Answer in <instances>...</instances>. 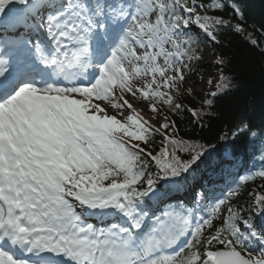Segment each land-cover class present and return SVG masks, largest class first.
I'll return each instance as SVG.
<instances>
[{"label":"snow or ice","instance_id":"6c2138e0","mask_svg":"<svg viewBox=\"0 0 264 264\" xmlns=\"http://www.w3.org/2000/svg\"><path fill=\"white\" fill-rule=\"evenodd\" d=\"M226 32L264 56L237 0H0V264H264V122L196 135Z\"/></svg>","mask_w":264,"mask_h":264},{"label":"trees","instance_id":"16d2710c","mask_svg":"<svg viewBox=\"0 0 264 264\" xmlns=\"http://www.w3.org/2000/svg\"><path fill=\"white\" fill-rule=\"evenodd\" d=\"M237 2L244 13L247 31L253 32L254 28L260 29L264 23V0H237ZM231 11L229 8L218 14L228 18ZM249 25L253 27H249ZM220 40L222 47L211 44L204 47L203 55L208 49L211 52L215 50L229 58L230 63L226 65L228 70L226 74L234 79L232 80V89L215 101L216 107L213 111L216 118L206 122L207 126L203 131L197 130L196 132L197 136L203 137L202 142H206L208 145H215L220 136L232 129L238 120L247 121L253 126L264 122V56L258 50L250 48L239 35L232 32H226L220 37ZM193 68L195 71L192 73L199 77L209 78L210 75L218 71V67L211 63L201 68L199 63L194 62ZM199 102L192 97L184 99V103L189 106L199 104ZM187 127V122L181 125L182 130H186ZM229 138H231L230 132ZM239 139L244 141V137ZM241 147L243 148V144ZM244 151L243 165L251 167L255 164L257 168H260V154L258 153L253 158L246 149ZM262 184H264V180L256 178L253 181L245 182L243 190L251 188L254 192H260ZM250 199V196L239 195L238 200H235L234 203H244Z\"/></svg>","mask_w":264,"mask_h":264},{"label":"rangeland","instance_id":"374dc122","mask_svg":"<svg viewBox=\"0 0 264 264\" xmlns=\"http://www.w3.org/2000/svg\"><path fill=\"white\" fill-rule=\"evenodd\" d=\"M210 53H211V51H209L208 49H206V52H205V54H204L205 59H210V56H209ZM214 74H216V73H213L212 75H214ZM190 75H191V76L193 77V79L195 80V85H191V87H197V88L200 89L201 92H204V91L207 90V84H206V81L208 80V77H199V76H197V75H195V74H193V73H190ZM201 78H202V81H203V82H201ZM184 87H185V88H188V87H190V85H189V84H185ZM212 90H214V89H212ZM202 98H203V96H201V95H197V96H195L194 99L200 101ZM250 192H254V190L251 189V188H249V189H247L246 191H244V190L242 189L240 195L246 197V196H249V193H250ZM232 202L234 203L235 200H233Z\"/></svg>","mask_w":264,"mask_h":264}]
</instances>
